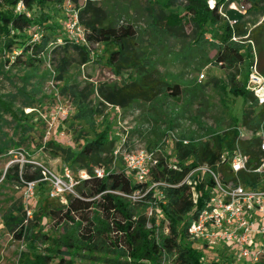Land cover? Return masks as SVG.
<instances>
[{
    "label": "rangeland",
    "instance_id": "obj_1",
    "mask_svg": "<svg viewBox=\"0 0 264 264\" xmlns=\"http://www.w3.org/2000/svg\"><path fill=\"white\" fill-rule=\"evenodd\" d=\"M228 1L232 3L235 0ZM259 2L260 9L264 11V0ZM84 4L85 0H79L74 7L83 8ZM96 4L108 14L112 25L133 26L137 34L140 58L143 63H149L146 67L153 70L152 78L164 83L161 85V94L154 101H140L127 109L118 107L117 110L105 103L97 94V87L102 84L120 87L131 77L134 79V73L126 71L115 75L105 67L109 53L116 49L113 45L89 47V60L86 64L80 63V58L73 50L63 53V39H67L63 27L64 10L47 6L46 12L50 20L46 26L50 25L54 29L44 30L49 44L46 54L41 56V63H35L32 67L17 65L10 71L9 66H6L0 72V97L12 103L13 111H18V114L22 112L27 118L24 119L27 126L25 141L20 147H11L0 155V264H18L24 246L22 241H17L14 237L19 228L12 226L13 223L7 226L5 218L9 220V217H14L17 223L23 220L25 226L39 233L46 247L67 236L72 239L77 237L76 229L71 227L67 229L68 234L63 236L61 228H56L46 216L48 210L65 205L68 198L78 197L77 188L84 179L82 172L62 160L61 152L56 151L54 146L69 147L78 152L86 140L94 138L107 127L109 137L114 141V150L120 148V153L113 160V171L124 170V153L140 148L157 150V157L168 156V164L172 165L174 148L176 144H181L178 140L189 142L206 139L212 132L220 134L234 127L242 130L244 113L250 114L252 118L264 112V105L260 106L254 95L251 104L248 99L233 97L229 93L231 76H234L239 86L247 84L249 59H245L235 69L214 64V51L208 44L222 41L225 22L207 26L202 39L200 32H196L190 24L185 25L180 37L172 38L165 36L159 27L153 26V20L159 17L162 9L182 14L185 0H104ZM250 8L241 15L240 23L247 32L260 26L264 33V14L253 12ZM242 44L245 49L250 46L253 61L257 67L260 63L264 68V38L258 44L248 41ZM62 59L65 62L64 72H60L58 68ZM28 74L30 78L27 77ZM202 74L204 79L199 81ZM174 86L178 87L176 96L173 95ZM23 88L24 95H21ZM28 99L36 102L32 108H24ZM85 110L92 114L88 117L92 125L78 117V113ZM233 119L237 121L236 125L233 124ZM261 127L264 131V120ZM1 132L7 134L14 143L19 142L24 135L20 130L15 132L8 115L3 117ZM171 132L174 134L173 139H170L172 141L165 138ZM50 143L53 145H49ZM13 166H19L22 171L24 166H33L41 171L42 178L35 182L30 200L24 198V181L19 184L3 182L5 171ZM43 169L60 178L65 187L56 188L48 180L49 177L43 176ZM33 170L30 169L29 172ZM66 171L70 173L71 180L65 177ZM205 171L204 167L193 170L187 178L202 177L207 174ZM150 187L151 185L148 189ZM145 195L146 192H138L130 197L137 198L134 203L135 215H144L150 220L155 209L148 203L143 204ZM162 232L167 231L163 229ZM48 240L54 241L48 243ZM204 245L193 243L194 247L201 246L206 264L214 261L240 264L236 262V253L232 249ZM113 259L114 254L111 252L88 254L82 251L76 256L75 263L93 264L97 260V264H107ZM165 264H172L170 255Z\"/></svg>",
    "mask_w": 264,
    "mask_h": 264
},
{
    "label": "trees",
    "instance_id": "obj_2",
    "mask_svg": "<svg viewBox=\"0 0 264 264\" xmlns=\"http://www.w3.org/2000/svg\"><path fill=\"white\" fill-rule=\"evenodd\" d=\"M79 0H0V72L9 66L8 71L17 65L32 67L35 63H41V56L46 54L49 40L44 36V30H53L48 25L50 16L46 12L48 5L63 6L66 2L77 5ZM104 0H85L83 8H77L78 19L85 29L86 40L90 46L96 44L113 45L116 49L109 53L106 60V68L120 75L126 71H132V77L124 85L104 86L96 89L99 97L108 105L127 109L137 102L149 103L161 94V85L164 83L152 78L153 70L143 63L139 56L137 34L132 25L115 26L108 20V14L96 3ZM175 1V0H172ZM209 0H185L182 14H175L162 9L157 19L153 20V26H157L165 34L172 38L182 35L185 25L190 24L196 32H203L207 26H215L224 22L218 14V7L223 0H215L212 9L209 8ZM250 5L253 12L262 13L259 0H244ZM22 3L25 12H16V5ZM167 12V14H165ZM26 13L29 15L27 16ZM231 18L237 19L234 34L239 42H233L232 31L227 22L224 23L222 41L218 44H208L214 51V64L228 69H235L249 59V68L253 65V57L250 46L245 49L243 42L248 41L258 44L264 38L262 28L259 26L250 32L244 29L240 23L241 16L228 12ZM40 29L42 36L40 42L32 41V35ZM64 40L62 52L73 50L80 58L81 64L89 60L90 50L84 46L72 44ZM18 52V53H17ZM27 54V55H26ZM24 60H22V58ZM26 59V60H25ZM63 62V63H62ZM64 59L60 61V72H64ZM257 66V64H256ZM258 72L264 76V68L258 63ZM30 78V74L27 75ZM229 93L233 97H244L253 103L252 93L246 89V85L239 86L234 76L229 78ZM246 84V83H245ZM162 85V86H163ZM23 88L20 92L24 95ZM173 95H178V87H173ZM24 108H32L34 103L28 99ZM264 113V112H262ZM258 113L251 115L244 113L242 125L247 131L255 134L261 127L264 115ZM8 115L14 124L15 132L24 133L20 141L14 143L7 134L1 132L3 117ZM92 116L87 110L78 113L86 124L93 123L88 118ZM24 117V118H22ZM22 112L13 111L12 103L0 97V155L9 148L20 147L25 141L26 124ZM27 119V118H26ZM236 125L237 121L232 120ZM238 128H232L220 134L211 133V136L201 140H190L187 145L176 144L172 165L168 164V156L158 157L157 164L152 169L150 180L146 183H137L131 174L124 170L115 172L112 170L114 160V141L109 137V129L105 127L94 138L86 140L75 152L72 148L54 146L61 152L62 160L70 163L78 171L85 173L84 178L77 188L78 197L68 198L65 205L46 212L56 228H61L63 236L68 234V228H75V239L64 237L56 244L50 243L48 247L39 237L38 232H33L23 224L18 223L14 217L6 219V225L17 226L18 232L14 237L22 241L24 246L20 253L18 264H76L75 258L82 251L88 254L95 252L113 253L114 259L107 264H165L167 257H172V264H206L201 252L193 246L189 240L187 229L191 219H194L205 207L214 182L209 174L190 177V185L185 179L191 171L206 167L219 175L221 182L227 183L234 180L227 162L221 160V154L225 151L231 153L236 142L241 152L249 157V165L259 164L260 153L258 144L260 139L237 140ZM26 132V133H25ZM49 145H53L50 143ZM97 168L104 169L107 176L99 179L93 174ZM34 169L33 172H29ZM133 177V176H132ZM241 182L247 186L255 187L258 176L238 174ZM41 171L33 166H24V171L19 166H13L5 171L3 182L25 183L40 180ZM151 184H163L147 191ZM145 193L143 204H150L154 208L153 217L147 220L144 215H135L134 203L123 196H134L136 193ZM193 194L196 195L194 203ZM163 229L167 231L162 232ZM162 230V231H161ZM102 242L98 243V240ZM124 259V262H121ZM93 264L98 261L94 260ZM92 264V263H91ZM208 264H221L217 261ZM225 264V263H224Z\"/></svg>",
    "mask_w": 264,
    "mask_h": 264
},
{
    "label": "built area",
    "instance_id": "obj_3",
    "mask_svg": "<svg viewBox=\"0 0 264 264\" xmlns=\"http://www.w3.org/2000/svg\"><path fill=\"white\" fill-rule=\"evenodd\" d=\"M208 4L209 8L212 9L215 5V0H209ZM249 7L250 5L244 0H239L238 2L235 0L232 3L228 0H223V3L218 7V14L223 18L224 22H227L232 31L231 40L233 42L240 40L233 32L237 19L231 18L228 12L234 11L241 16L247 12ZM57 8L64 10L65 21L63 27L67 40L74 45L90 49L89 47L91 46L86 40L85 29L81 26L78 19L79 10L70 2H66L63 6H57ZM16 12H25L22 3L16 5ZM26 15L28 16L29 14L26 13ZM41 36L42 32L37 28L32 35V41L39 43ZM59 42L61 44L60 40ZM99 45L96 44L94 46ZM202 79H204L203 74L200 76L199 81ZM246 89L258 99L260 106L264 105V76L258 72L255 62L250 67ZM116 109L119 110L118 107ZM237 130L239 133L237 140L250 139L252 137L260 139L258 144L260 153L259 164L249 165V157L241 152L236 142L231 153L224 151L221 154V160L229 165L234 180L223 183L218 174L204 167L206 168L205 172L212 178L214 187L210 191L206 207L194 219L190 220L187 235L190 241L199 245L222 246L225 249H232L236 253L237 263L262 264V261H264V133L262 132L264 131H262V127L255 134L245 128ZM173 137L174 134L171 132L167 133L165 138L170 140ZM178 142L182 145L189 143L184 140H178ZM119 153L120 148H116L113 154L115 159ZM157 153V150L149 151L144 148L124 153L122 155L124 171L131 174L137 183H146L150 180L152 169L157 164ZM42 171L43 176L45 178L49 177L48 180L56 188L65 187L60 178L44 169ZM241 172L246 175H257L256 186L250 187L242 183L238 177ZM93 174L99 179L107 176L105 170L101 168L95 169ZM65 177L71 180L68 171L65 172ZM86 177V174L82 173V178ZM189 178L185 179L188 185L191 184ZM34 185L35 182L25 183V200H30L33 197ZM158 186L165 185L151 184L147 191ZM118 195L132 202L137 200L136 197ZM193 200L195 203V194H193Z\"/></svg>",
    "mask_w": 264,
    "mask_h": 264
}]
</instances>
